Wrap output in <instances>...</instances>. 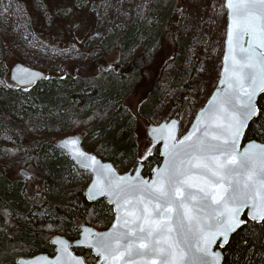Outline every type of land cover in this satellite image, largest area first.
Listing matches in <instances>:
<instances>
[{
  "label": "snow or ice",
  "instance_id": "snow-or-ice-1",
  "mask_svg": "<svg viewBox=\"0 0 264 264\" xmlns=\"http://www.w3.org/2000/svg\"><path fill=\"white\" fill-rule=\"evenodd\" d=\"M221 9L227 18L224 87L190 130L182 132L177 119L151 127L145 154H134V167L124 174L84 151L79 138L61 141L91 174L87 198H104L115 213L110 230H82L78 243L94 250L96 264H220L214 247L223 248L237 230L264 228V143L250 141L242 150L240 144L250 123L264 139V105L256 100L264 93V0H224ZM42 75L17 65L12 80L31 85ZM153 151L164 157L163 166L149 163L151 175L144 176ZM54 243L60 256L47 264H88L71 254L68 240Z\"/></svg>",
  "mask_w": 264,
  "mask_h": 264
},
{
  "label": "trees",
  "instance_id": "trees-1",
  "mask_svg": "<svg viewBox=\"0 0 264 264\" xmlns=\"http://www.w3.org/2000/svg\"><path fill=\"white\" fill-rule=\"evenodd\" d=\"M22 1L26 3L27 0ZM65 1L73 4L74 14L81 8H89L92 2L84 0L82 7L75 1ZM177 2L155 0L145 18L140 14L127 25L121 24L108 31L104 40L94 48L96 58L102 59L118 52L122 65L118 72L106 70L100 74H89L82 64L77 74L74 72L60 80H43L27 90L0 87V264H17L21 256L52 252V234L72 238L76 237L80 224L97 223L105 227L113 220L112 207L103 199L95 203L87 201L86 190L82 187L59 202L46 196L55 181L69 176L74 167L56 142L79 134L86 148L92 135L100 133L104 138L94 151L110 149L113 164L122 173L123 157L119 156L140 145L136 126H130L133 115L135 119L149 123L162 106L159 80L154 81L143 95L138 109L136 105L130 106L128 101L132 96L139 98L142 86H146V73L150 72L156 53L169 36L175 35L174 45L178 53L174 66L177 70L171 72L172 85L185 90L191 82L193 69L184 71L179 68L183 54L190 47V40L179 37L176 34L178 26H173ZM0 41L2 51L7 53L5 43L1 38ZM75 41L78 46L83 43V39ZM140 42H145L146 66L141 71L134 70L125 75L122 70L129 66ZM5 62V57L0 58V68ZM3 75L1 71L0 76ZM182 100L181 96L179 103L185 104L184 107L188 105V101ZM259 104L264 105V94ZM258 127V124L250 125L245 142L256 140L264 143ZM4 134L13 137L15 144H3ZM156 147L159 149L158 145ZM161 159V155L153 151L145 162L144 174L151 173L149 163L154 168ZM19 168L31 171L34 186L19 178L16 174ZM36 184L40 189L35 190ZM225 254L224 264H264V228L255 226L254 234L252 230H240L232 236Z\"/></svg>",
  "mask_w": 264,
  "mask_h": 264
},
{
  "label": "rangeland",
  "instance_id": "rangeland-1",
  "mask_svg": "<svg viewBox=\"0 0 264 264\" xmlns=\"http://www.w3.org/2000/svg\"><path fill=\"white\" fill-rule=\"evenodd\" d=\"M71 1V0H69ZM78 6H82L84 0H72ZM155 0H92L89 8H81L80 12L73 13V4L65 0H0V38L6 45V52L2 51L0 41V58L5 57V65L0 68L3 76H0V87H18L12 81V70L16 64H25L33 69H38L47 75L48 79H57L71 75L85 64L86 73L100 74V71L122 69L119 53H110L107 57L98 59L97 51L94 49L103 40L110 30L116 29L119 25H127L133 17L144 14L153 5ZM224 0H178L175 11L173 26H178L176 34L187 37L190 40V47L183 54V59L179 66L184 71L193 69L191 82L185 90L172 85V71H176L175 57L176 47L174 37L169 36L163 41L162 48L156 53L150 72L145 76V85L142 86V95L131 98L128 102L130 106H137L143 95L150 90L154 81L160 83L161 108L154 114L151 122H142L141 119H132V126H136L139 135L140 145L132 152H123L119 157H123L121 165L122 172H128L133 167L135 158L145 154L144 149L148 144L146 127L151 124H159L172 118H179L182 132H187L191 123L196 117V113L204 106L212 90L219 82L222 70V54L225 48L227 18L223 14L221 6ZM69 6V7H68ZM83 7V6H82ZM144 11V12H143ZM83 39L82 45H76ZM147 62V52L145 42L134 50L131 62L139 60L134 67L122 70L123 74L138 70L142 59ZM108 65H113V69H108ZM143 66L142 68H144ZM141 68V69H142ZM139 69L138 71H141ZM7 85V87H6ZM188 101V105L179 103ZM74 136V135H72ZM104 136L95 133L87 141V150L99 155L106 162H114L110 149H100L94 151L100 145ZM2 143L15 144V140L8 134L2 137ZM21 169V168H19ZM17 170V175L22 176ZM90 173L85 172L78 166L72 168L69 176L56 180L52 189L47 190L46 196L59 202L68 198L76 188H87ZM23 179V178H22ZM35 183L33 179L29 184ZM37 188V189H36ZM40 189L36 184L35 190ZM98 229H104V225L89 223ZM80 224L76 232V237L81 233ZM72 229H75L72 228ZM57 233L52 234V236ZM64 236L63 234H59ZM68 237V236H67ZM78 240V239H76ZM36 255V254H35Z\"/></svg>",
  "mask_w": 264,
  "mask_h": 264
},
{
  "label": "water",
  "instance_id": "water-1",
  "mask_svg": "<svg viewBox=\"0 0 264 264\" xmlns=\"http://www.w3.org/2000/svg\"><path fill=\"white\" fill-rule=\"evenodd\" d=\"M247 39V38H246ZM225 48H224V52H223V57H222V70H221V73H220V77H219V79H221L222 78V71H223V68H224V66H225V61H224V57H225V55H227L228 54V51H227V35H226V40H225ZM142 59V64H141V66H138V70L139 69H141L143 66H145V59L144 58H141ZM139 60H135L133 63H131L130 64V67L129 68H131V67H134L135 66V64L138 62ZM17 65H19V66H21L22 68H26V69H29V70H32V71H35V72H39V73H42L43 75L41 76V77H38L36 80H34V82L31 84V85H21V84H19L18 82H16V81H13L18 87H20V88H22V89H25V88H31V87H34V85H36V83L37 82H40V81H43V80H45L46 79V77H47V75L46 74H44L42 71H40V70H38V69H33V68H31V67H29V66H27V65H23V64H21V63H19V64H16L14 67H13V70H16V66ZM12 70V71H13ZM11 75H12V73H11ZM220 81V80H219ZM224 86H222V85H220V83L218 82V84H217V86L213 89V92H212V94L210 95V97L208 98V100L205 102L206 104L204 105V106H202L201 107V109H205V108H207L208 107V102H209V100L211 99V97H212V95H214L218 90H220V89H222ZM264 93H258V95H257V97H256V100L258 101V103H259V99H260V97L263 95ZM201 109H199L198 110V112L196 113V116H197V114L201 111ZM196 118V117H195ZM172 119H177V118H172ZM177 120H179V118L177 119ZM171 121V119L170 120H166V121H164V122H161V123H159V124H163V123H166V122H170ZM180 121V120H179ZM195 122V119L193 120V122L192 123H194ZM192 123H191V125H192ZM159 124H151V125H148L147 127H146V129H147V132L150 130V128L151 127H155V126H158ZM191 125H190V128H191ZM250 125H251V123H250ZM181 128V127H180ZM190 128H189V130H190ZM247 131H248V129H246L245 130V134H244V136H242V138H241V141H240V144H241V150L243 149V147H246L247 146V144L250 142V141H255V142H257V143H260V142H258V141H256V140H250L249 142H245V138H246V133H247ZM148 136V135H147ZM68 137H77V138H79V140H80V143H81V146H82V148H83V150L84 151H86V152H88V153H90V154H92V155H95V156H97V158L102 162V163H105V164H112L113 166H114V168L116 169V171L119 173V174H124V173H126V172H120L119 171V169L116 167V165H114L113 164V162H106V161H104L99 155H97V154H94V153H92V152H90L89 150H87L85 147H84V143H83V138H82V136L81 135H79V134H75L74 136H67V137H63L62 139H60V140H58L56 143V146L58 147V149H60L61 151H64L65 152V154L66 155H68V153H67V150L66 149H63L62 148V146H61V141H63L64 139H66V138H68ZM261 143H263V142H261ZM157 145H159V149H160V152H163V145H162V143H159V144H157ZM69 156V155H68ZM69 158H70V156H69ZM161 164H158L157 166H163V161H164V157L161 155ZM70 160H71V158H70ZM71 162L74 164V165H76V166H78V164H76L74 161H72L71 160ZM156 166V167H157ZM79 167V166H78ZM144 170H145V167H144V169H143V171L141 172V174L142 175H144ZM84 171V170H83ZM129 172V171H128ZM90 173V172H89ZM19 174L25 179V180H29L31 177H32V173H31V171L29 170V169H26V168H21L20 170H19ZM150 175H151V173H150ZM144 176H149V175H144ZM86 190V189H85ZM85 193H86V191H85ZM85 196H86V194H85ZM86 199H87V201H90V202H92V203H95V202H98V201H100L101 199H103V200H105L104 198H99L98 200H95V201H93V200H89L88 198H87V196H86ZM106 201V203L110 206V207H112V205H110L108 202H107V200H105ZM113 212H114V210H113ZM114 216H115V213H114ZM114 222V219L112 220V223ZM85 227H87V228H90L93 232H96V233H102V232H106V231H108V230H110V228H108V229H105V230H101V231H98L97 229H95L93 226H91V225H84V226H82V228H81V233H80V238H78V240H76V241H74V242H71L70 241V239L67 237V236H62V235H59V234H57V235H55L54 236V238L50 241V243H51V245L56 249V256H54V257H51L48 253H38V254H36V255H33L32 257H26V256H21L20 258H18L17 259V264H29V262H33V261H37L38 259H39V261H40V264H47V261H50V260H54L56 257H58V256H60V253L57 251V249L59 248V245H57V244H55L54 243V241H55V239L57 238V237H61V238H64V239H66V240H68L69 242H70V245H69V251L71 252V254L72 255H74V256H77L76 254H75V252L73 251V248L72 247H77V248H79V247H85V248H88L87 246H86V244H84V243H78V241H83V239H84V235H83V232H82V230L85 228ZM240 230H237L236 232H234V233H232L231 235H230V237H229V242L223 247V248H217V247H214V251H220L221 252V254H222V256H221V261H220V264H224V262H225V258H226V254H225V252H226V249H227V247L229 246V244H230V240H231V238H232V236L233 235H235L236 233H238ZM89 249V248H88ZM93 251V255L95 256V252H94V250H92ZM77 257H83V256H77ZM46 258V259H45Z\"/></svg>",
  "mask_w": 264,
  "mask_h": 264
},
{
  "label": "flooded vegetation",
  "instance_id": "flooded-vegetation-1",
  "mask_svg": "<svg viewBox=\"0 0 264 264\" xmlns=\"http://www.w3.org/2000/svg\"><path fill=\"white\" fill-rule=\"evenodd\" d=\"M90 225V224H89ZM111 225H112V219L109 221V223H107L106 224V226L104 227V229H101V230H105V229H108V228H110L111 227ZM93 226V225H92ZM95 227V226H94ZM98 231H101L100 229H98L97 227H95ZM57 234H59V233H57ZM55 236V235H54ZM54 236H52V238H51V240L54 238ZM78 237L80 238V234L78 235ZM69 239H70V241L71 242H74V241H76V239H78V238H70V237H68ZM50 240V241H51ZM50 245H51V243H50ZM52 246V245H51ZM73 248V251L75 252V254L77 255V256H83V257H86L87 258V260H88V264H96V257L93 255V251L92 250H90V249H88V248H85V247H79V248H77V247H72ZM52 252H48V254L51 256V257H54V256H56V249L52 246ZM45 253H47V252H45Z\"/></svg>",
  "mask_w": 264,
  "mask_h": 264
}]
</instances>
